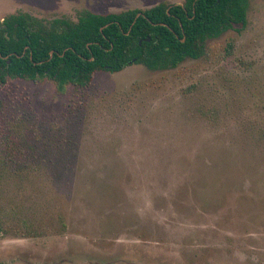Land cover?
Returning <instances> with one entry per match:
<instances>
[{
  "label": "rangeland",
  "instance_id": "rangeland-1",
  "mask_svg": "<svg viewBox=\"0 0 264 264\" xmlns=\"http://www.w3.org/2000/svg\"><path fill=\"white\" fill-rule=\"evenodd\" d=\"M184 0H0L76 21ZM0 264H264V0L174 69L0 84Z\"/></svg>",
  "mask_w": 264,
  "mask_h": 264
},
{
  "label": "trees",
  "instance_id": "trees-1",
  "mask_svg": "<svg viewBox=\"0 0 264 264\" xmlns=\"http://www.w3.org/2000/svg\"><path fill=\"white\" fill-rule=\"evenodd\" d=\"M248 2H160L116 14L85 10L76 21L10 14L0 22V84L46 78L62 93L67 85L87 86L97 72L116 73L131 64L174 69L203 56L207 39L243 26Z\"/></svg>",
  "mask_w": 264,
  "mask_h": 264
},
{
  "label": "water",
  "instance_id": "water-1",
  "mask_svg": "<svg viewBox=\"0 0 264 264\" xmlns=\"http://www.w3.org/2000/svg\"><path fill=\"white\" fill-rule=\"evenodd\" d=\"M145 41L148 42L149 41V38H146ZM139 44H141V42H139Z\"/></svg>",
  "mask_w": 264,
  "mask_h": 264
}]
</instances>
